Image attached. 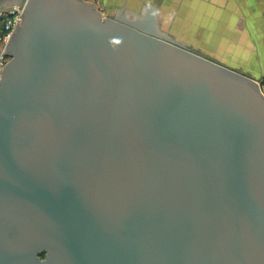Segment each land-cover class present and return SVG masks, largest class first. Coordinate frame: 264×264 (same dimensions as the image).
Listing matches in <instances>:
<instances>
[{
  "label": "water",
  "instance_id": "water-1",
  "mask_svg": "<svg viewBox=\"0 0 264 264\" xmlns=\"http://www.w3.org/2000/svg\"><path fill=\"white\" fill-rule=\"evenodd\" d=\"M124 12L23 3L2 51L0 192L29 238L0 264H264L259 83Z\"/></svg>",
  "mask_w": 264,
  "mask_h": 264
},
{
  "label": "crops",
  "instance_id": "crops-1",
  "mask_svg": "<svg viewBox=\"0 0 264 264\" xmlns=\"http://www.w3.org/2000/svg\"><path fill=\"white\" fill-rule=\"evenodd\" d=\"M24 1L1 0L0 9L11 8ZM137 1L134 6H130L132 0H103L102 4L108 10L111 6L124 8V15L130 19L136 14L147 28L225 67L240 70L260 68L257 53L264 50L259 47L255 36L264 33V0ZM247 16L252 19V24L244 22L248 21ZM248 36H252V44ZM227 37L233 39L226 40ZM213 52L217 53L215 59L208 57ZM233 60L236 64H232ZM252 60H255L254 65H251ZM244 74L253 76L250 72ZM258 74L255 75L259 77Z\"/></svg>",
  "mask_w": 264,
  "mask_h": 264
},
{
  "label": "flooded vegetation",
  "instance_id": "flooded-vegetation-1",
  "mask_svg": "<svg viewBox=\"0 0 264 264\" xmlns=\"http://www.w3.org/2000/svg\"><path fill=\"white\" fill-rule=\"evenodd\" d=\"M95 27V23H92L91 28ZM10 39V37H9ZM8 39V41H9ZM7 41V42H8ZM60 39L57 42V47H59ZM63 42V40H62ZM7 45V44H6ZM21 48V47H20ZM27 47L23 48L26 49ZM9 60L6 62L8 64L12 60V56L6 55ZM59 57V54H58ZM56 62H58V59H55ZM5 64V65H6ZM2 73V72H1ZM253 101V98H252ZM252 104L258 109L259 107L258 104L252 102ZM43 106V104H42ZM41 106V107H42ZM32 106L30 110H32ZM30 110L26 111V115L22 116L26 121L31 120V112ZM38 110V109H36ZM33 111L36 112L37 115L40 113L39 111ZM35 120L30 121V125L25 124V128L27 127V130L29 131L30 134L26 136V140L22 141L21 144L17 145L16 147L13 146V153H14V158L19 163V161H22L23 158H27V154L31 153L33 150V145L34 142L32 140V131L35 130V125H34ZM19 128V127H18ZM34 154V152H32ZM0 180H11V176L9 175V172L6 170L4 165L1 162L0 158ZM5 194L3 192H0V252L3 250H18L20 247L25 245V243L28 240L29 236V229L28 225L26 223V226L24 225L25 223L20 219L19 216H17V212H15V209L12 205L10 204H5ZM0 257H3L0 255ZM45 258V254H39L38 259L36 258L35 260L32 261L31 264H40V261ZM1 262L3 264H10V263H5L4 258L1 259ZM16 264H28L27 262L21 260Z\"/></svg>",
  "mask_w": 264,
  "mask_h": 264
},
{
  "label": "rangeland",
  "instance_id": "rangeland-1",
  "mask_svg": "<svg viewBox=\"0 0 264 264\" xmlns=\"http://www.w3.org/2000/svg\"><path fill=\"white\" fill-rule=\"evenodd\" d=\"M86 1L95 4L96 5V8L98 9L99 12H101V15L103 17H105V16L106 17L114 16V15L118 14V12L120 10V8H118L116 6H111L110 7V10H108L105 7V5L102 4L103 3V0H86ZM135 1L138 2L137 0H132V4H130V6L131 5L134 6L136 4ZM258 1L262 2L263 0H258ZM20 12H15V13H10V14L9 13H7V14H0V74H1V72L3 70V66L9 60V58L5 54H2V51H3L4 46H5L8 38H9V35H10L11 31H12V30L10 31V27L12 25V22L14 21V19L17 16L20 18ZM249 19H248V21H244V22H247V23L252 24V19H250V20ZM204 23L206 24V21ZM8 25H9V28H8ZM229 39L231 40L233 38H230V37H227L226 38V40H229ZM238 39H240V38H238ZM247 39L252 44V36H248ZM255 40L259 44V47H261V48L263 47V50H264V33L261 36L260 35L255 36ZM257 54H258V56L260 58V59L258 58V60L260 62L259 63V67L260 68L259 69H253L251 67L252 70H249L250 68H248L247 70H243V69L242 70H240V69H232V70H234V71H236V72H238L240 74H243V75H246L244 73H249V72L252 73L253 76L250 77V78L256 80L259 83L260 88H261V91L264 93V51H260ZM216 55H217V53L216 52H213L211 54H208V57L215 59L214 57H217ZM225 56H227V54H225ZM228 61H230V60H228ZM254 61L255 60H252L251 61L252 62L251 65H254ZM232 64H236V62L234 61V63H232ZM255 74H258L259 77H257V75H255ZM246 76H248V75H246Z\"/></svg>",
  "mask_w": 264,
  "mask_h": 264
},
{
  "label": "built area",
  "instance_id": "built-area-1",
  "mask_svg": "<svg viewBox=\"0 0 264 264\" xmlns=\"http://www.w3.org/2000/svg\"><path fill=\"white\" fill-rule=\"evenodd\" d=\"M23 8V4H20V5H15L11 8H6V9H0V14H7V13H15V12H20ZM7 11V12H6ZM20 18L17 16L14 21L12 22V25L10 27V31L13 29L16 21H19ZM8 28H9V25H8Z\"/></svg>",
  "mask_w": 264,
  "mask_h": 264
}]
</instances>
